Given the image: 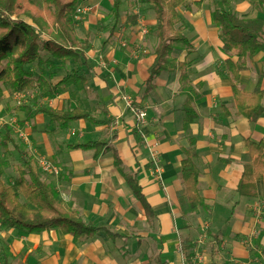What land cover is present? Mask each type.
Listing matches in <instances>:
<instances>
[{
  "label": "crops",
  "instance_id": "crops-1",
  "mask_svg": "<svg viewBox=\"0 0 264 264\" xmlns=\"http://www.w3.org/2000/svg\"><path fill=\"white\" fill-rule=\"evenodd\" d=\"M255 1L228 0L239 16L264 18V11L256 9ZM85 3L92 8L78 19L74 32L77 40L87 45L85 64L68 61L61 65L60 60L51 59L53 64L46 69L45 77L56 83L66 72L76 69L86 76L87 86H69L53 97L40 99L35 98L38 90H25L20 94H30L32 102L19 105V119H10L13 116L8 117L1 108L0 116L5 113V119H0V126L8 124L12 131V123L17 121L27 155L35 158L42 178L53 185L57 198L76 210L84 222L114 235L102 230L79 241L60 228L28 233L0 226V246L4 244L10 253L7 262L197 264L194 261L199 246L194 244L205 228L201 247H207L208 252L202 253L199 264H264V177L255 182V196H242L236 191L243 167L250 162L245 141L264 139V114L250 121L237 113L233 82L224 64L229 56L221 50L209 1L205 0L199 10L185 9V18L180 15L186 24L184 34L194 47L189 54L184 51L180 60L190 61L191 82L202 84L201 96L194 102L197 117L186 128V96L180 93L179 72H161L146 93L143 86L157 46L153 11L145 13V4L138 5L141 0L137 5L121 0L118 17L114 18L111 6H100H105V0ZM106 24L116 25L114 38L120 36L118 30L124 32L122 37L129 43L125 50H116L117 46L108 43L109 31L98 33L102 30L99 26ZM150 44L154 47L149 54ZM243 61L239 87L252 92L264 72V51L247 55ZM25 68L38 76L36 62ZM260 82L264 105V77ZM8 92L12 94L4 91L3 97ZM124 96L143 106L147 119L142 129L136 131V120ZM7 102L3 101L10 109L11 103ZM222 106L230 111L229 115H224ZM39 107L61 111L79 108L99 122L76 119L61 123L35 111ZM141 132L155 145L162 167L159 177L153 175L147 145L139 142L137 133ZM191 139L199 170L198 190L206 207L182 214L177 201L183 189L181 160ZM87 141L105 142L111 150L94 157L93 149L69 147ZM43 160L56 172L43 170L39 166ZM135 172L152 209L151 217L125 179L124 174ZM1 257L0 248V264H4Z\"/></svg>",
  "mask_w": 264,
  "mask_h": 264
},
{
  "label": "trees",
  "instance_id": "trees-1",
  "mask_svg": "<svg viewBox=\"0 0 264 264\" xmlns=\"http://www.w3.org/2000/svg\"><path fill=\"white\" fill-rule=\"evenodd\" d=\"M87 0H40L39 6L32 0H0V99L4 90L18 94L25 90H38L35 98L53 97L58 90L75 86L83 89L87 86V78L78 70L66 72L56 83L45 77L51 59L60 60V64L73 61L85 64L86 43L81 44L75 37V9L86 5ZM205 0H145L154 13L155 28L153 34L157 39L154 59L148 67V77L143 83L145 93L153 88L154 79L163 71L179 72L180 93L186 96L183 104V128L189 126L197 112L194 102L200 98L201 83L191 82L190 61L180 60L173 54L175 48L186 53L194 49L184 34L186 24L180 16L179 9L199 10ZM213 2V0H212ZM211 11L212 23L218 28L222 42L221 50L229 57L224 60L225 68L233 84L232 91L237 113L248 120H254L264 114L261 100L263 89L259 75L255 89L244 92L239 87L240 71L245 68L244 58L259 50L264 51V18H246L239 16L228 0H219ZM121 0H114L110 14L116 18L119 14ZM255 7L264 11V0H256ZM236 57L234 61L232 58ZM36 62L39 74L34 77L26 66ZM16 110L22 107H14ZM224 115L230 111L225 106ZM37 112L46 114L51 120L66 123L71 120L85 119L93 123L99 122L88 111L73 108L61 111L50 107H39ZM4 142H10L15 149L19 147L13 142L11 127L4 124ZM247 153L250 162L245 164L236 191L242 196H255V182L264 177V139L253 141L246 139ZM5 145V144H4ZM70 148H86L94 150V157L104 151L111 150L102 141H87L72 144ZM115 154V153H114ZM181 160L180 177L183 189L178 193V207L182 214L198 212L205 208L199 194V170L194 162L196 156L194 141L184 149ZM116 164L119 160L115 159ZM17 176L10 185L2 177L0 168V225L15 228L28 233L40 232L51 228H60L70 233L75 240H85L96 236L102 230L109 235L114 233L84 222L80 214L65 205L57 198L52 184L40 173L31 155L23 153L21 162L16 166ZM133 193L141 202L145 213L151 217L152 209L147 203L142 188L138 183L137 173L124 174ZM20 197L24 201H20ZM1 255L4 264L10 253L1 244ZM212 264H216L213 262Z\"/></svg>",
  "mask_w": 264,
  "mask_h": 264
},
{
  "label": "rangeland",
  "instance_id": "rangeland-1",
  "mask_svg": "<svg viewBox=\"0 0 264 264\" xmlns=\"http://www.w3.org/2000/svg\"><path fill=\"white\" fill-rule=\"evenodd\" d=\"M32 1L36 4V6H39L40 0H32ZM109 1L105 0V2H106L105 6H103V5H100V6L103 9H108L111 6V3H112V0H109ZM125 1H126V3H134L136 5H137V3H139V0H124V2ZM208 1H209V4H210L209 8L213 9L214 6H215V0H213V2H212V0H208ZM140 4H142L141 6H143L145 4V6H143L144 8L145 7L147 8L145 13H149V14L151 13V7L148 6V4H146L145 0H141V3H139L138 5H140ZM102 8H101V10H102ZM144 8H142V9H144ZM184 11H185V9L183 7H181L179 9V13H180V15L183 18H185V14H187V13H184ZM108 18H111V16L109 15ZM106 20H107V18H106ZM111 20L113 21V18H111ZM78 22H76V24ZM76 24L74 25L75 28H77ZM115 28H116L115 24L114 25L112 24V26H110L109 24H106L105 26H101V27L99 26L98 29H102V30H98V33L103 35V34H107V32L109 31L108 43L113 44V46H117L116 50H125L126 47L129 45V43H128V41H125V39L122 37L124 35V32H121L120 30H118V33L120 34V36L114 38V36H115L114 35ZM117 29H121V28L118 27ZM153 38H154V36H153ZM130 46H132V45L130 44ZM153 47L154 46H152V44H150L147 47L149 54L152 52ZM132 51L134 52V50H132ZM173 54L178 59H182V57L185 54V52L182 51L179 48H175L173 50ZM4 91H7V89H5ZM8 94H9V92H8ZM5 99H7V101H8L7 104L8 105L11 103L10 105L12 107L10 109L8 108L9 106L7 107V105L5 103H3V101ZM31 100H32V97H30V94H23L22 95L20 93H18V94L12 93V94H9L8 96L5 95V97H2L0 99V113H2L1 108L2 109L4 108V110L7 113L8 117H9V115L13 116V118L11 117L10 119H19V113L16 112L17 110L14 107H17V106L23 104L25 101L32 102ZM132 104L134 106H136V107H139L140 109H144L143 106L141 105V103H139V102H137L135 100L132 102ZM12 111H14V112H12ZM0 119H5V113L1 114ZM145 119H147V115L145 116ZM139 129H142V127L141 126H137L136 131L139 130ZM4 132H5L4 125L0 126V168H1L2 173H3L2 174L3 180L5 181V183L7 185H10L13 182V179L17 176L16 166L21 162V157L23 156V153L27 154L28 152H27V150L25 148V141L23 139V137H24L23 135L24 134H22L23 131H22V129H20L19 123L17 121L12 123V132L11 133H12L13 142L19 147V150L15 149L13 147L12 143H10V142L5 143L4 142ZM137 134L139 136V140H140L139 142H142L144 145L146 144L148 149H149V145H152V144H150V141H148L147 135H145L146 139H143L141 133H137ZM154 143H155V141H154ZM149 155H150L149 156V160L151 161V149H149ZM151 163H152V161H151ZM161 170H162V167H161L160 171H158V172L154 170V165L152 167V171L154 173L153 175L155 177H159ZM20 201H24V199L22 197H20ZM200 232H201V235L200 236L198 235V237L196 238L197 242L194 244V245H198L199 246L196 249L197 250V254H198L197 258L194 261L197 264L200 263V260L203 257L202 253L206 252V251L208 252L207 247H201L204 244L203 243V239L205 238V233H206L205 228L202 231H200Z\"/></svg>",
  "mask_w": 264,
  "mask_h": 264
},
{
  "label": "built area",
  "instance_id": "built-area-1",
  "mask_svg": "<svg viewBox=\"0 0 264 264\" xmlns=\"http://www.w3.org/2000/svg\"><path fill=\"white\" fill-rule=\"evenodd\" d=\"M92 8L91 5H81V6H78L76 9H75V12H74V18L76 20L80 19L82 17L83 14H85L87 11H89L90 9ZM126 104H127V107L128 109L131 111V113L133 114L135 120H136V124L137 126H143L146 119H145V116H146V112L142 109H140L139 107H136L132 104L133 102V99L129 96H124L123 97ZM142 134V137L143 139H146L145 138V133L144 132H141ZM149 149H151V161L154 165V170L155 171H160L161 169V164H160V160H159V156H158V153L157 151L155 150V145H149ZM39 166L43 169V170H54L56 172V170L54 169L53 165L51 163H49L48 161H40L39 163Z\"/></svg>",
  "mask_w": 264,
  "mask_h": 264
}]
</instances>
